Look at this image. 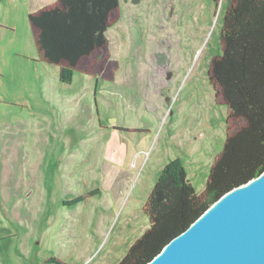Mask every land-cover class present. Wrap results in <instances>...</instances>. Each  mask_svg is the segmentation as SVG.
I'll use <instances>...</instances> for the list:
<instances>
[{"label": "rangeland", "instance_id": "1", "mask_svg": "<svg viewBox=\"0 0 264 264\" xmlns=\"http://www.w3.org/2000/svg\"><path fill=\"white\" fill-rule=\"evenodd\" d=\"M226 2L120 0L107 33L115 81L77 73L63 84L59 68L44 77L28 64L34 38L19 1L9 64L0 58V264H118L150 228L144 206L173 159L204 191L228 128L242 124L228 121L207 75ZM108 147L122 159L117 191L104 174Z\"/></svg>", "mask_w": 264, "mask_h": 264}, {"label": "trees", "instance_id": "2", "mask_svg": "<svg viewBox=\"0 0 264 264\" xmlns=\"http://www.w3.org/2000/svg\"><path fill=\"white\" fill-rule=\"evenodd\" d=\"M120 13V0H55L30 13L39 61L59 68L63 84H72L77 73L114 82L119 63L111 59L107 33ZM207 75L217 101L228 109V121L242 124L228 128L202 193L180 158L164 166L144 206L150 228L118 264H147L223 195L263 173L264 0H227L220 53L211 59ZM97 194L95 189L64 205ZM46 263L66 264L55 257Z\"/></svg>", "mask_w": 264, "mask_h": 264}, {"label": "water", "instance_id": "3", "mask_svg": "<svg viewBox=\"0 0 264 264\" xmlns=\"http://www.w3.org/2000/svg\"><path fill=\"white\" fill-rule=\"evenodd\" d=\"M147 264H264V171L223 195Z\"/></svg>", "mask_w": 264, "mask_h": 264}, {"label": "crops", "instance_id": "4", "mask_svg": "<svg viewBox=\"0 0 264 264\" xmlns=\"http://www.w3.org/2000/svg\"><path fill=\"white\" fill-rule=\"evenodd\" d=\"M19 1L21 2L22 8H23V12L25 15V18L27 19V23H26V19L25 22L23 21V27L26 31H28L31 36H32V32H31V27L29 24V19L28 16L30 13L44 7L47 5L52 4L53 2H55V0H2L1 4H0V58L3 60V63H8L10 61V51L12 50V48H14V42L15 39L14 37L16 36V32L19 28V21H17L16 24V13L18 12V6H21L19 4ZM4 6V11H2ZM12 12H14V14H12ZM12 14V15H11ZM11 21V23H10ZM13 34L12 37H7V34ZM6 39H8V41L6 42ZM34 42V40H33ZM35 46V43H34ZM25 51H27L25 55H27L28 57H30L29 59L32 60V62L28 63L30 66L31 64L35 65L38 67V70L40 71V74L43 75L44 77L49 75L50 71H52V74H55L56 67L50 66L46 63H43L41 61H39V56H38V52L35 46V52L31 51L30 52V47L26 46L24 48ZM1 67V65H0ZM56 74L59 75V71H56ZM54 80V77H53ZM59 82H61L58 79ZM103 166H104V174L106 175V177L109 180V184L108 187L110 189H115L116 191L118 190L117 185H122L123 179L125 177L123 171L120 170H115L113 168V164L114 162H118V163H122V159H121V155L118 151L110 147H108L105 150V154H104V158H103Z\"/></svg>", "mask_w": 264, "mask_h": 264}]
</instances>
